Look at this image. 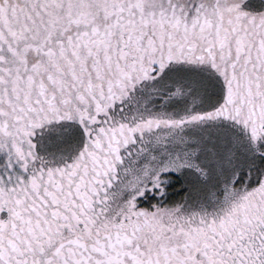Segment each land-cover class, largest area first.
<instances>
[{"label": "snow or ice", "instance_id": "snow-or-ice-1", "mask_svg": "<svg viewBox=\"0 0 264 264\" xmlns=\"http://www.w3.org/2000/svg\"><path fill=\"white\" fill-rule=\"evenodd\" d=\"M0 264H264V0H0Z\"/></svg>", "mask_w": 264, "mask_h": 264}]
</instances>
